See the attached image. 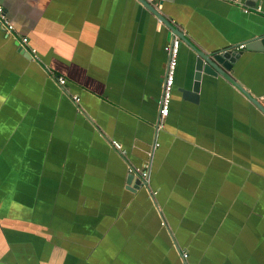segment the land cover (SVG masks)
I'll list each match as a JSON object with an SVG mask.
<instances>
[{
	"label": "crops",
	"instance_id": "obj_1",
	"mask_svg": "<svg viewBox=\"0 0 264 264\" xmlns=\"http://www.w3.org/2000/svg\"><path fill=\"white\" fill-rule=\"evenodd\" d=\"M0 5L14 28L0 24V264H182L183 251L264 264V113L250 99L205 73L184 99L198 54L180 39L158 127L176 35L140 0ZM152 5L206 55L264 34V0ZM238 52L228 73L264 107V50Z\"/></svg>",
	"mask_w": 264,
	"mask_h": 264
},
{
	"label": "water",
	"instance_id": "obj_2",
	"mask_svg": "<svg viewBox=\"0 0 264 264\" xmlns=\"http://www.w3.org/2000/svg\"><path fill=\"white\" fill-rule=\"evenodd\" d=\"M140 1L149 11H151L159 20H161V22L167 25L174 35H176L182 41L192 46L198 54L195 61V71L193 75L192 87L190 89L181 87L179 88V91L181 92V95L184 99L189 100L191 102H197L198 90L202 73L213 76L220 74L227 78L229 81H231L236 88H238L248 99H250L255 104V106H257L259 110L264 113V107L260 103L256 102V99L253 98L248 92H246L237 82H235L234 79L228 73L233 67V65L236 63V61L239 59L241 52L237 53L236 51L228 49L209 55L202 53L193 44L189 42V40L182 34V32H180L175 26H173L168 20H166L164 16L159 13V11L152 4L146 2L145 0ZM252 5H255L254 1ZM245 48L247 50H264V34H258L254 39L249 40L245 44ZM133 179L134 183H132ZM126 184L127 189L131 192H134L140 188V179L135 174L130 173L127 176Z\"/></svg>",
	"mask_w": 264,
	"mask_h": 264
},
{
	"label": "built area",
	"instance_id": "obj_3",
	"mask_svg": "<svg viewBox=\"0 0 264 264\" xmlns=\"http://www.w3.org/2000/svg\"><path fill=\"white\" fill-rule=\"evenodd\" d=\"M146 2L152 4L154 3V0H146ZM259 9V8H257ZM247 10V9H246ZM0 23L5 26V33L6 35L13 32V24L8 20V18L4 15L3 7L0 5ZM27 37H22L21 42L23 44L27 43ZM179 45H180V38L177 36H174L171 41L165 46V52L167 53V65L165 69L164 76L161 80L160 87H161V94L158 100V121L157 125L158 127H162V122L164 118H166L169 114V107H170V100L172 96V90L174 86V77H175V69L177 65V58H178V52H179ZM245 48V43L238 44V46L233 49V51H239L240 49ZM33 53H35V49H31ZM56 80L59 85H63L66 82V79L63 76L57 75ZM74 101H78V96H73ZM113 146L121 150L122 145L113 140ZM129 171L133 174H135L140 179V185L145 186L147 183L148 178V166L147 164H144L142 167H132L129 168ZM180 258L182 261V264H188V252L183 251L180 254Z\"/></svg>",
	"mask_w": 264,
	"mask_h": 264
}]
</instances>
